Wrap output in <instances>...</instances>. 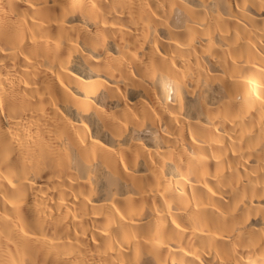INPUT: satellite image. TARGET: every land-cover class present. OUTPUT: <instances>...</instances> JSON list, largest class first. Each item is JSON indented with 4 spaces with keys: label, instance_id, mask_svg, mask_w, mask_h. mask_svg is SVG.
Segmentation results:
<instances>
[{
    "label": "bare ground",
    "instance_id": "bare-ground-1",
    "mask_svg": "<svg viewBox=\"0 0 264 264\" xmlns=\"http://www.w3.org/2000/svg\"><path fill=\"white\" fill-rule=\"evenodd\" d=\"M0 264H264V0H0Z\"/></svg>",
    "mask_w": 264,
    "mask_h": 264
}]
</instances>
